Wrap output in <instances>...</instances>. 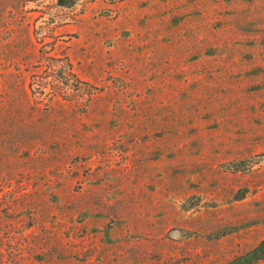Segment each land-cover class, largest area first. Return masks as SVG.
Instances as JSON below:
<instances>
[{
	"label": "rangeland",
	"instance_id": "1",
	"mask_svg": "<svg viewBox=\"0 0 264 264\" xmlns=\"http://www.w3.org/2000/svg\"><path fill=\"white\" fill-rule=\"evenodd\" d=\"M0 264H264V0H0Z\"/></svg>",
	"mask_w": 264,
	"mask_h": 264
}]
</instances>
